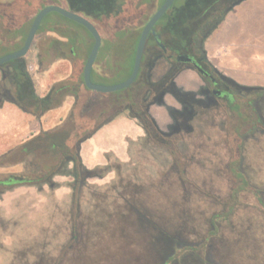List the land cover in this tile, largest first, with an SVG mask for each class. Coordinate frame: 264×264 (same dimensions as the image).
I'll list each match as a JSON object with an SVG mask.
<instances>
[{
  "label": "rangeland",
  "instance_id": "374dc122",
  "mask_svg": "<svg viewBox=\"0 0 264 264\" xmlns=\"http://www.w3.org/2000/svg\"><path fill=\"white\" fill-rule=\"evenodd\" d=\"M58 1L67 8L65 0ZM240 3L246 6L249 23L257 19V4L264 8V0ZM157 4L152 1L145 5L142 18L130 27L132 33L126 41L139 35ZM231 26L217 29V35L209 34L206 55L240 84L264 87V34L252 35L249 42L243 33H227L228 29L234 30ZM74 32L83 38L77 57L50 48L41 63L38 52L44 42L35 34L24 56L35 62L29 77L36 95L43 96L54 82L71 76L72 62L77 61L79 68L83 66L91 38L83 29ZM123 42L106 59L97 54L99 60L93 67L97 74L106 76L98 79L101 84H116L124 78L122 70H114L126 55ZM235 62L252 65L246 68ZM157 70L160 73L164 68ZM91 91L96 96L100 93ZM115 92H104L90 109L89 117L97 122L121 109L122 116L134 124L133 138H122L112 146L105 133L97 135L112 117L78 144V172L95 171V175H81L75 181L70 172L72 164L67 160L52 175V186L21 184L3 189L0 264H264V129L258 124L252 128L257 112L264 114V98L259 101L258 110H251L248 105L235 112L221 107L220 114L210 121L211 127L202 132L195 130L197 136L189 143L179 142L169 152L143 141L139 119L129 106L125 108V100H117L118 106L111 105ZM120 97H125V92ZM72 104L73 97L68 96L60 106L45 112H33V107L26 110L28 139L62 125ZM87 109L88 101L83 110ZM160 131L166 132V126ZM238 134L239 154L234 148ZM194 147L196 151L199 148V158L197 153L193 157ZM30 159L27 156L21 162L1 165L0 174L33 170ZM171 164L173 170L185 169L187 174L171 173Z\"/></svg>",
  "mask_w": 264,
  "mask_h": 264
},
{
  "label": "trees",
  "instance_id": "16d2710c",
  "mask_svg": "<svg viewBox=\"0 0 264 264\" xmlns=\"http://www.w3.org/2000/svg\"><path fill=\"white\" fill-rule=\"evenodd\" d=\"M146 1L147 0H136V2L135 0H67V5L70 10L81 13L87 17L88 12H91L93 21L96 25L98 24V27L105 32L106 35H108L109 38H103V36H101V45L98 50V53L101 54V59L105 57V53L111 45V42L125 38L124 27L129 26L130 23L131 25H135L136 23V17L134 18V13L132 12L141 11L143 14ZM236 1L238 0H181L180 2L174 0L172 5L167 9V12L161 16L160 20L163 21L169 18L172 22L173 30L171 31H173V35L178 39H183V27L180 26L183 21L188 22L191 18L195 19L197 22L211 19L218 24L223 20L225 14L234 6V2ZM47 4H50V2L48 3L46 0H12L6 3L0 2L1 20L5 21L8 25L20 24L21 28L19 31L12 35L16 46H22L33 18L37 12ZM161 4L159 3V5ZM168 12L171 14L167 15ZM115 28L117 30H114ZM75 29H83L90 36L91 43L87 48L88 55L93 44V38L90 33L82 25L59 13H47L42 19L36 34H38L41 41L44 42L42 46H45V44L47 45V43L49 46L51 42H58L61 45L59 54L67 53L65 51H68L73 56L77 57V47L79 44L83 43V38L80 34L74 32ZM49 33H54L57 36H48ZM17 38L18 40H16ZM138 38L139 35L131 42H123L126 55L122 66V71L124 72L122 81L131 73ZM146 45H148L147 42L145 48ZM60 58L65 59L62 55ZM98 60L96 56L94 64ZM72 63V67L74 68L73 74L64 80L54 82L43 96L35 94L31 79L28 76L29 95L32 100H29L27 108L24 106L27 111H29V108L33 107V112H45L51 108L60 106L62 101L68 96L73 97V104L67 115L66 121H64L62 125L48 131H42L29 138L27 141L10 149L7 153L0 155V166L21 162L27 156H30V165L34 167L33 170L21 173L0 174V193L4 192V190H8L10 187L21 184L40 187L44 184L52 186V175L57 173L58 168L63 165L65 161L70 159L75 165L80 163L78 144L91 136L99 126L105 123V121L112 119V117L114 118L115 115L122 112L121 109L117 110L114 108L115 110L110 116L107 115L97 122L93 121L92 117H89L90 109L97 104L100 98L105 94L100 92L99 95L96 96L90 89L86 88L82 79L83 66L79 68L77 61ZM142 70L143 55L136 78L127 88L112 93L116 97L112 100L111 105L116 104V106H118L116 103L117 100L123 99L125 101L122 103L130 104L134 108L137 106L139 102L138 90L140 89L138 81ZM103 78H106V76L97 74L94 67H92L91 81L101 84L98 79ZM70 81H72L73 84L70 85ZM122 92H128V97L126 95L125 97L118 98ZM87 101L88 109L84 111L83 108ZM100 113L103 114L104 112ZM143 119L151 134L157 136L159 133L151 119H149L148 116ZM239 138H236L237 144L240 140Z\"/></svg>",
  "mask_w": 264,
  "mask_h": 264
},
{
  "label": "flooded vegetation",
  "instance_id": "af4514ba",
  "mask_svg": "<svg viewBox=\"0 0 264 264\" xmlns=\"http://www.w3.org/2000/svg\"><path fill=\"white\" fill-rule=\"evenodd\" d=\"M46 1L50 2V4L59 2L58 0ZM65 1L67 4V0ZM152 1L158 3L157 9L160 6L159 3L163 2V0H147L146 4ZM132 13H134L136 21L141 19L144 14L141 11ZM168 14L170 15L171 13L168 12ZM88 18L93 21L91 12H88ZM160 19L153 26L154 34L149 33L147 37L146 42L148 45H146V48L144 46L143 70L138 81V84H140V89L138 90L139 102L135 108L130 104H125V108L129 106V110L134 117L139 119L138 121L144 135L143 141L146 144L155 149L163 147L167 151L172 152L174 147H178L179 142L189 143L190 139L197 136L194 135L195 130L202 132L203 129L211 127L213 123L210 125V121L213 122L216 116L220 114L221 107H227L229 111L235 112L238 107L248 105L251 110H258L259 101L264 98V87L240 84L219 71L207 59L205 52L206 39L220 22L217 24L216 21L211 19L197 22L192 18L189 19L190 21L187 20L188 22L183 21L180 26L183 27L184 38L178 39L171 31L173 30L171 20L167 18L161 21ZM95 26L98 27L96 23ZM131 26L130 23L129 26L124 27L125 38L111 42L104 59L109 56L110 51L118 46L120 42L126 41L127 37L132 33ZM20 28V24L8 25L0 18V57L21 47L14 44L12 37ZM114 30L117 29L115 28ZM101 33L100 35L103 38H109L102 30ZM41 48L42 50L38 52V57L40 58V61H38L40 63L43 55H49L50 48H53L55 52H60L61 45L58 42H51L49 46L47 43L45 47L41 46ZM121 59V62L117 64V69H114L115 71L122 70L125 56H122ZM160 66L164 70L156 73L158 71L157 68L159 69ZM190 70L197 74V80L194 82L195 79L191 78L189 80V88H186L185 85H178L177 79ZM28 76L29 72L25 56L0 63V103L4 100H18L23 107H28L29 100H32L29 95ZM194 86L195 88L193 89L192 87ZM128 94V92L125 93V96L127 95L128 97ZM154 107H164L166 110V132H161L152 117L148 115V111ZM257 114V119L252 128H256V124H258L263 130L264 114L259 111ZM146 116L151 119L158 131L159 134L157 136L151 134L146 127L143 119ZM237 137L239 138L240 135L238 134L235 137L234 148L239 154L241 138H239L240 140L237 144ZM192 152L193 157L196 153V158L200 157L199 148L196 151L194 147ZM192 160V158L188 159L187 165ZM68 161L72 164L70 172L73 173L72 176L75 181H79L81 175L92 176L97 173L95 171L92 173L88 170L83 173L81 171L78 172V165H75L70 159ZM173 162L174 165L177 164L175 160ZM235 163L237 162L235 161ZM170 168L173 170L172 164ZM171 173H177L179 176L181 173L187 174L185 169L181 171L176 169ZM233 174H235V170Z\"/></svg>",
  "mask_w": 264,
  "mask_h": 264
},
{
  "label": "crops",
  "instance_id": "0c3cea01",
  "mask_svg": "<svg viewBox=\"0 0 264 264\" xmlns=\"http://www.w3.org/2000/svg\"><path fill=\"white\" fill-rule=\"evenodd\" d=\"M243 2V1H242ZM241 2V3H242ZM240 2L237 5H234L232 9L227 13L224 20L212 31V35H217V29L223 28L227 29L231 25V29L227 33L229 34H238L243 33L241 35L248 36L249 42H252L251 36L252 35H263L264 34V15L262 14V11L264 8H262V4H257L258 8V15L256 21L253 23H249L248 20V12L246 9V6H243ZM245 7V10H244ZM260 10V11H259ZM231 17V18H230ZM257 25V26H255ZM244 26L245 29L241 30L240 27ZM250 26V29H249ZM222 43V40H221ZM252 45V44H251ZM207 40L205 42V49L207 50ZM262 48V47H260ZM25 59L28 61V72L29 69H31L32 65L35 64L34 61L30 60L28 56L25 57ZM208 61L216 67L219 71L221 69L218 68V64L215 62V60H212L207 55ZM237 59H235L236 61ZM235 65L242 66V67H250L251 65L243 63V62H235ZM226 76L232 78L236 82L240 83L236 78H234L232 75L221 71ZM197 79V74L193 71H188L186 74L180 78L177 79L178 85H185L186 88H189V80ZM194 89V87H192ZM20 101L17 100V104L15 101L12 100H4L0 103V155L5 153L6 151L10 150L12 147L17 146L20 142L28 139L29 134V114L26 111ZM152 119L154 120L155 124L157 125L159 130L165 129V123H166V110L164 108H151L149 111ZM105 127L101 128L97 135H103L105 133L109 137V144L114 145L117 144V142L122 138H133L132 133L134 129H132V126L134 124L131 122V120L127 117L122 116V112L115 115V117L112 119V121L105 125ZM104 139V138H103ZM105 140V139H104ZM106 143L108 140L105 141ZM82 146L80 149V154H82ZM6 192V191H5Z\"/></svg>",
  "mask_w": 264,
  "mask_h": 264
},
{
  "label": "water",
  "instance_id": "95a60500",
  "mask_svg": "<svg viewBox=\"0 0 264 264\" xmlns=\"http://www.w3.org/2000/svg\"><path fill=\"white\" fill-rule=\"evenodd\" d=\"M173 1L174 0H164L162 4L158 7V9L151 15V17L147 20V22L143 26L141 33L139 35L137 44H136L131 73L125 80L119 83L106 85V84L94 83L91 81V69L94 65L96 56L98 54V50L101 45V40H102L101 35L98 32L96 26L85 15L74 12L58 4L47 5L37 12V14L33 18L32 23L28 29V32L26 34V37L24 39L22 46L18 50L0 57V63L24 56L29 50L32 44V41L35 37V34L37 32V29L42 19L44 18V16L47 13L56 12L82 25L90 33V35L93 38L92 47L90 49L89 54L86 57V60L83 65V70H82V79H83V83L86 86V88L90 90L102 92V93L125 89L134 81V79L136 78L139 72L144 46H145L149 33L154 34L153 26L155 22L158 19H160V17L165 13V11L172 5ZM240 1L241 0L234 2V5L238 4Z\"/></svg>",
  "mask_w": 264,
  "mask_h": 264
}]
</instances>
